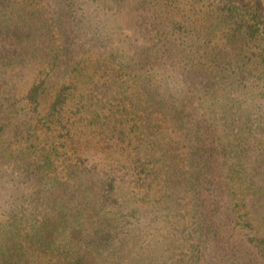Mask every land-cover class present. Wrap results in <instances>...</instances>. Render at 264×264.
Returning a JSON list of instances; mask_svg holds the SVG:
<instances>
[{
  "label": "trees",
  "instance_id": "obj_1",
  "mask_svg": "<svg viewBox=\"0 0 264 264\" xmlns=\"http://www.w3.org/2000/svg\"><path fill=\"white\" fill-rule=\"evenodd\" d=\"M50 2L0 0V264H264L263 4Z\"/></svg>",
  "mask_w": 264,
  "mask_h": 264
},
{
  "label": "rangeland",
  "instance_id": "obj_2",
  "mask_svg": "<svg viewBox=\"0 0 264 264\" xmlns=\"http://www.w3.org/2000/svg\"><path fill=\"white\" fill-rule=\"evenodd\" d=\"M245 3H251V4H257L258 2H261L264 6V0H239ZM36 7L42 12V16L47 20L48 22L53 21V15H54V8L52 5V2L50 0H37V5ZM55 23V20H54ZM56 37H59V33H54ZM57 34V35H56ZM58 41V38H57Z\"/></svg>",
  "mask_w": 264,
  "mask_h": 264
}]
</instances>
